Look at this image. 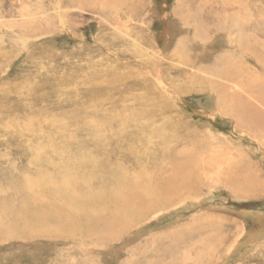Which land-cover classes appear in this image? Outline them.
Here are the masks:
<instances>
[{
  "label": "rangeland",
  "instance_id": "1",
  "mask_svg": "<svg viewBox=\"0 0 264 264\" xmlns=\"http://www.w3.org/2000/svg\"><path fill=\"white\" fill-rule=\"evenodd\" d=\"M224 1L241 2L242 11L264 21V0H130L134 15L125 11L128 8L116 11L95 0H0V86L28 78L29 87H35L28 97L6 94L0 101V122L21 119L19 109L27 104L47 109L43 125L60 121L62 129L75 133L89 114L85 117L65 99L74 92L84 98L89 78L106 74L112 65L119 72L137 69L155 87L154 125L170 124L175 136H194L189 143L178 140L180 154L192 163L189 183L196 185L185 192L187 198L165 202L132 232L101 247L40 231L15 235L0 222V264H264V194L237 197L229 184L242 174L248 185L264 180L260 140L237 130L233 117L212 105L209 87L211 80L219 81L210 70H221L219 57L224 55L217 43L225 41L223 35L236 43L245 39L246 31L216 28L219 16V21H227ZM24 25L29 27L26 34L21 32ZM176 46L179 54L172 53ZM226 55L247 72L264 76L250 53ZM150 61L160 70L156 77L150 75ZM66 75L81 80L71 78L57 98L53 91L58 87L49 80ZM105 77L110 95L123 99L119 105L138 107V90L123 93V77ZM36 88L49 95L41 98ZM105 96L97 93L95 98L108 107ZM0 135L1 166L26 165L27 137L13 138L4 131ZM189 250L192 254L180 263Z\"/></svg>",
  "mask_w": 264,
  "mask_h": 264
},
{
  "label": "bare ground",
  "instance_id": "2",
  "mask_svg": "<svg viewBox=\"0 0 264 264\" xmlns=\"http://www.w3.org/2000/svg\"><path fill=\"white\" fill-rule=\"evenodd\" d=\"M97 1L116 11L123 7L128 8L125 11L130 15L133 13L130 0ZM225 3L222 10L227 11L224 13L227 21H219V16L216 28L246 32L245 39L237 43L220 34L225 41L220 39L217 46L223 47L218 49L224 55L219 57L221 70H217V74L210 70L211 75L220 78L209 82V87L213 88L212 105L221 114L233 117L237 130L248 134L250 139L260 140L259 151L264 163V76L249 73L247 67L238 66L234 60L229 62L226 57L233 51L243 53L245 57L250 53L253 58L249 59L255 60L264 72V21H257L252 13L242 11L241 2L237 5L234 1ZM22 28V34L29 30L26 25ZM213 43L210 41V45L215 46ZM180 52L177 46L172 50L174 54ZM150 62V75L156 77L160 70L156 63ZM115 68L119 69L112 65L106 74L90 77L84 98L74 92V97L65 99L83 111L85 117L89 114V120L81 122L75 133L62 129L60 121L43 125V114L47 109L29 108L27 104L19 109L22 110L21 119L14 117L0 122V132L13 135V138L16 134L26 136L28 142L26 165L3 167L0 163V222H6L12 234L31 236L40 231L78 244L101 247L110 239L114 243L132 232L151 214L165 207V202L187 198L185 192L188 194L196 186L189 183L192 163L189 157L180 154L183 150H179L178 140L189 143L195 141L194 136H175L174 126L170 124L155 126L154 85L137 69L119 72ZM105 75H110L111 81L123 77V93L129 94L131 88L138 90V107L119 105L123 99L110 95L111 88L107 87ZM71 78L81 80L72 75L49 80L52 87H58L53 95L62 97V90H59L62 85H70ZM27 79L0 86V101L10 93L30 96L35 87H29ZM97 93L106 95L108 107L95 98ZM38 94L45 98L49 92L39 89ZM84 133L88 135L81 136ZM171 141L175 143L170 145ZM242 175L229 183L235 196L264 194V180L248 185ZM260 175L264 177V173ZM189 251L180 256V263L192 254Z\"/></svg>",
  "mask_w": 264,
  "mask_h": 264
}]
</instances>
